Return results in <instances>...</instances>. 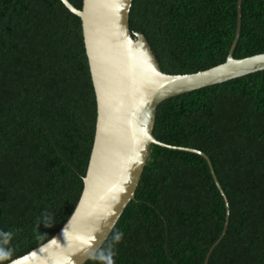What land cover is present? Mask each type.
<instances>
[{
	"label": "trees",
	"instance_id": "trees-1",
	"mask_svg": "<svg viewBox=\"0 0 264 264\" xmlns=\"http://www.w3.org/2000/svg\"><path fill=\"white\" fill-rule=\"evenodd\" d=\"M237 6L133 0L129 30L162 73L192 75L225 63ZM259 54L264 0H241L233 57ZM96 116L80 18L60 0H0V264L72 216ZM153 136L171 148L152 145L134 199L84 264H264V71L166 99Z\"/></svg>",
	"mask_w": 264,
	"mask_h": 264
},
{
	"label": "water",
	"instance_id": "water-1",
	"mask_svg": "<svg viewBox=\"0 0 264 264\" xmlns=\"http://www.w3.org/2000/svg\"><path fill=\"white\" fill-rule=\"evenodd\" d=\"M60 1L81 20L96 99L94 141L82 194L70 219L48 243L8 264L87 262L104 245L134 199L151 146L171 148L153 136L158 105L175 96L264 71V54L239 60L233 57L240 34L241 0L225 63L179 76L162 73L145 37L131 35L133 0H83L82 10L68 0ZM188 151L209 162L203 153ZM211 173L226 203L212 169ZM226 212L228 217V209Z\"/></svg>",
	"mask_w": 264,
	"mask_h": 264
},
{
	"label": "clouds",
	"instance_id": "clouds-1",
	"mask_svg": "<svg viewBox=\"0 0 264 264\" xmlns=\"http://www.w3.org/2000/svg\"><path fill=\"white\" fill-rule=\"evenodd\" d=\"M152 147V146H151ZM151 149V148H150ZM92 151V150H91ZM91 155V154H90ZM117 239H119V237H117ZM4 255H7L6 253ZM109 264H111V262H109Z\"/></svg>",
	"mask_w": 264,
	"mask_h": 264
},
{
	"label": "bare ground",
	"instance_id": "bare-ground-1",
	"mask_svg": "<svg viewBox=\"0 0 264 264\" xmlns=\"http://www.w3.org/2000/svg\"><path fill=\"white\" fill-rule=\"evenodd\" d=\"M237 24V23H236ZM94 89V88H93ZM165 101V100H164ZM96 125V124H95ZM229 220V219H228Z\"/></svg>",
	"mask_w": 264,
	"mask_h": 264
}]
</instances>
